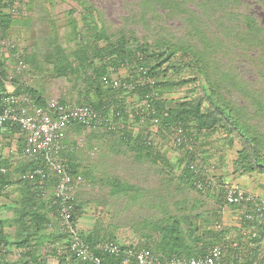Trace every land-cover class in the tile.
Returning a JSON list of instances; mask_svg holds the SVG:
<instances>
[{"label":"rangeland","instance_id":"obj_1","mask_svg":"<svg viewBox=\"0 0 264 264\" xmlns=\"http://www.w3.org/2000/svg\"><path fill=\"white\" fill-rule=\"evenodd\" d=\"M0 1V22L5 16L3 24L7 27L3 33L0 26V89L20 80L24 89L39 92L45 100L87 101L100 83L103 88L111 87L113 78L131 76L132 69L119 67L120 57L113 55L107 60L110 55L104 49L108 42L124 38L128 48H133L140 45L138 40L156 50L160 47L161 51L169 46L176 51L179 67L175 70L170 65L161 75L162 81L173 84L172 90L164 94L181 101L200 99L206 110L210 107L206 95L213 91L220 102L239 115L250 133L263 135L261 142H264V64L261 63L264 60V0ZM55 45L61 47V57ZM23 55L28 59L24 60ZM19 58L25 62L21 71L16 70ZM168 63L171 59L163 65L166 67ZM100 64H106L107 74L98 83L91 75ZM121 96L126 98V130L130 139H124L117 132L90 133L75 128H71L66 138L69 147L64 157L79 166L77 174L73 173L75 204H81L76 214L79 228L83 232L96 229L100 235L112 232L121 244L127 241L141 244L144 240L134 230L144 231L143 225L148 229L150 221L166 212L183 218V230L196 227L192 228L194 236L203 229H216L215 222L221 225L222 215L220 188L200 193L183 180L188 166L185 149L175 145L171 129L163 128L158 117H145L144 122L137 120L135 111L146 109L143 98ZM226 132L216 131L209 135L212 139L204 142V134L198 135L192 152L199 170L218 182L224 180L238 186L231 182V176H242L237 170L233 172V161L243 147V140L236 131L233 138ZM146 133L150 135L145 141L147 147L152 146L151 152L136 155L132 139ZM23 141L20 132L6 129L4 136L0 135V158L9 159L7 168L14 172H19L18 164L26 163L19 151ZM164 149L165 157L154 161L156 152L163 154ZM252 175L242 177L264 185V174ZM112 177L118 178L122 186L128 185V192L122 188L123 191L111 195L109 179ZM21 204L16 187L8 186L0 194V220L4 221L3 231L8 236L6 246L0 249L4 258L13 264L21 259L16 252L21 247L17 248L13 237L16 227L13 217ZM233 209L240 210V215L245 212L243 205ZM48 217L53 225L43 226L41 239L31 238L33 244L39 243L37 238L40 242L51 239L47 233L57 235L56 215ZM58 238L61 242L64 237ZM242 238L227 237V241L229 244L248 241L247 237ZM39 250L44 252L40 246ZM50 256L53 264H60L56 254ZM39 258L48 262V257Z\"/></svg>","mask_w":264,"mask_h":264},{"label":"trees","instance_id":"obj_2","mask_svg":"<svg viewBox=\"0 0 264 264\" xmlns=\"http://www.w3.org/2000/svg\"><path fill=\"white\" fill-rule=\"evenodd\" d=\"M1 2V1H0ZM4 16V15H3ZM5 17V16H4ZM4 17L2 18L0 22L1 31L4 33L7 29V27L3 24L5 22ZM7 18L8 15H6ZM140 45H137L133 48H128L127 41L123 38L117 41L108 42L105 46L104 52L107 51V53L110 55L107 57V60L110 61L113 57H120L119 60V67H123L124 69H132L130 72L131 76L134 77L135 70L139 66H143L146 68L147 75L153 77L155 79V84L152 89H154L157 92V97L146 100V111L148 113H152L151 115H148L147 118H152L154 115L155 117L159 118V122L161 123V126L165 128L166 130H169L172 136L174 135V128L177 126H182L184 129V133L186 134L187 142L177 145V147H181L182 149H185L184 157L187 159L184 173L182 177H184L183 180H185L189 185L192 187H195L193 183L199 178L208 177V175L196 166L197 171L194 172L192 169L189 168V163L194 162V153L189 149L194 147L195 143H197L198 135L204 134V136L210 137L209 135L214 134V132L219 130H226V133H231V138L235 137L234 131L237 132V134L242 138V144L243 149L241 148L238 151L236 159L233 161V172L237 170L238 173L242 175L247 176H253L252 174H264V142H261V137L263 135L259 133L252 134L250 133V129L245 125L239 117V115L233 114L234 111H231L233 109L229 108L227 105H224L216 94L212 91L209 93V95H206L207 101L209 102V108L203 109L202 103L199 100H183L177 98H169L164 93L166 91H170L173 88V84L169 83V80H166L165 82L162 81L161 75L165 74V71H167V67L171 65V68L177 69L179 67V64L177 60L175 59V50H173L172 47L166 46V49L164 51H161V48L159 47L158 50L154 49L152 45L143 44L140 41ZM158 45V44H155ZM55 48L58 52V55L61 57V47L58 45H55ZM141 53L142 57L138 58L137 53ZM100 55L98 50V56ZM197 57V55H196ZM23 59L27 60L28 57L23 55ZM171 59V63H168L166 67L163 65L164 62L169 61ZM199 60H195V65L198 67ZM261 63L264 64V60H261ZM126 64V65H125ZM94 74L91 75L93 79H96V81L102 82L101 77L107 74L106 72V64H100L99 66L95 67ZM129 77V78H130ZM127 77V79H129ZM125 79V78H123ZM15 84V91L19 92L24 89V84H21V81L14 82ZM4 89V88H2ZM151 90V87H138L134 91L126 92L122 89H114L112 87H105L103 88L102 83H100V86L97 87L95 92H92L91 95L89 94L87 97V101H77L81 103H85L90 105L93 109H95L101 118H104L106 120H111L116 123V126L114 129H90L88 132H103L106 131L108 133H115L117 132L119 135L122 134L124 136V139L129 138L128 132H127V114L125 110V101L126 98L122 97L123 94H130V95H136L138 97H144V94L149 93ZM29 91L32 93V95L37 99V102L39 105H44V99L41 96L42 94H39V92H36L35 90L29 89ZM119 96V97H117ZM121 96V97H120ZM257 97H255V100ZM141 110L135 111L136 119L139 121L144 122L140 116ZM117 122L121 123L122 126L117 125ZM72 128L78 129V131L86 130L84 125H77L75 124ZM10 132H20V129L18 125H13L12 127L7 128ZM4 136V133L3 135ZM148 138H150V135L146 133L141 134V136L136 137L133 143L136 145V155L142 156L144 154H150L152 147L146 146V141H148ZM189 138H191V142H189ZM230 138V139H231ZM204 142V141H203ZM233 142V140H232ZM24 144V141H23ZM23 144L20 147L19 151H22L21 148H23ZM152 144V143H151ZM246 145V146H244ZM245 148V149H244ZM156 152V155L154 157V161H156V158L163 159L165 157V149L163 150V154H159ZM65 150H62L60 153L61 158L65 160L64 157ZM65 162V161H64ZM67 162V160H66ZM9 159L2 160L0 158V194L6 187H16L17 190L19 189L20 192V200L22 201L21 206L18 208V211L15 212L13 220L16 224L15 227V234H14V243L17 244V248H24L25 251L19 252L21 255V259H19L17 264H47L46 259L39 258V257H47L50 256V254H56L58 256L59 263L60 264H67L66 257L72 256V264H87V262H84L82 260H79L75 258L71 252L69 251V237L66 234H63L61 232H57V235L55 233H47L50 234L49 236L52 237L51 239H44L40 242V239L44 232H41L43 226H48V224L51 223V218L48 217V215H55L56 213V206L53 203V194L51 193L50 197L45 199L42 195L45 193L46 190H51V188L54 187L55 178L53 175L50 176L48 184L45 186V190L41 191L37 187L36 182L27 180V179H21L19 176L26 172L28 169L31 168L30 162L26 163H20L17 165L16 169L19 172H14L12 169L9 168ZM69 165V168L71 170V173L77 174L78 164L75 163V161L70 159V162H67ZM8 167V168H7ZM6 169L4 172L1 169ZM223 181V180H222ZM259 187L264 191V185L262 183H258ZM128 192L129 186L127 187L122 186L118 178H111L109 179V193L116 194L120 191ZM198 192H204L209 191L210 189L206 190H199L196 188ZM221 194V190L219 192ZM222 195V194H221ZM224 199L223 195L222 198H220V205L219 210L222 209V206L224 207ZM78 205V206H77ZM75 204V197H74V217L76 218V214L78 212V207H81V204L77 203ZM244 205V204H242ZM231 208H241V205H230ZM244 211L249 212L250 206L244 205ZM53 212V213H52ZM218 213V210L216 211ZM51 213V214H50ZM52 217V216H51ZM242 220L245 221L248 224V227L251 228L253 224L257 226V231L254 238H251L253 242H255V246L249 247V244L247 242H237V245L239 247L235 248L229 244L227 241V237H222V234L226 232L225 229H203L202 232H199L197 236L193 235L192 228H196L193 226H190L186 228L185 230L181 227V217L176 214H169L166 212H163L162 216L155 217L154 220L150 221L149 230L150 232H146L148 229L143 225L144 231H140L141 228H137L134 230L137 234L139 233V237L144 240L143 243L137 244L135 242L127 241L124 244H121L118 242V238L115 235H112L111 233H104V235H100V233L97 232L96 229L91 230L89 232H82L80 231L78 233L79 237L85 241L88 242L93 246V251L95 254L100 255L102 257L103 264H121L120 257L110 255L109 253L103 252L101 249L96 247V244L99 242H105V241H113L120 246L121 250L127 249L129 247H135L137 249L139 248H147L151 250L156 255H161L164 258H169L172 256H178V257H196V256H202L207 251L208 248L218 245L222 247L223 254V262H226V251H233L235 254L234 261H232V264H252L254 260L258 258V256L264 252V244L258 243L261 241V238L264 236V231L262 229V226L260 224L252 223L248 219L245 218V214L242 216ZM118 227L117 225H115ZM4 228V221L0 220V247H4L7 244V235L3 231ZM32 229L34 231H32ZM36 233H39L37 235H34ZM60 233V235H58ZM251 233H249L248 237H251ZM34 235V236H33ZM41 237H40V236ZM38 237L37 240L39 243H32V237ZM47 237V235H46ZM56 237V238H55ZM58 237H64L62 238L61 242ZM190 237H197L196 239H191ZM144 238H152L150 241L144 239ZM238 239V238H237ZM236 239V240H237ZM239 241V240H237ZM257 242V243H256ZM244 243V244H243ZM61 244V245H60ZM242 244L244 247H242ZM49 245V246H48ZM65 245V247L62 249L60 246ZM43 247L45 248V254L40 253L39 250ZM20 248V249H21ZM33 249V250H32ZM0 264H13V262H8L4 258L3 250L0 249ZM32 255V256H31ZM24 257V259H23ZM29 257V259H26ZM33 260H32V259ZM44 259V260H43Z\"/></svg>","mask_w":264,"mask_h":264},{"label":"built area","instance_id":"obj_3","mask_svg":"<svg viewBox=\"0 0 264 264\" xmlns=\"http://www.w3.org/2000/svg\"><path fill=\"white\" fill-rule=\"evenodd\" d=\"M137 56L141 58L142 55L137 53ZM24 68L25 63L19 58L16 70L21 71ZM135 72L134 77L129 79L113 78L111 87L130 92L138 87L150 88L154 85V79L147 75L143 66H139ZM155 96L154 91L144 94V102L155 98ZM75 124L84 125L87 130L115 128V122L101 118L95 109L85 103L46 99L44 105H39L37 99L27 92L17 93L10 87L0 92V127L5 125L20 127L25 138L22 148L24 162L31 164V168L23 172L19 178L36 182L37 187L44 191L50 176H54L53 203L56 205L57 217L63 230L71 237L69 251L75 258L87 262V264H103L102 257L94 253L93 246L79 237L72 219L75 180L69 165L64 162L60 153L68 146L64 141L66 130ZM117 124L122 126L119 122ZM173 142L176 145L187 142L182 126L174 128ZM189 142H191L190 139ZM189 149L193 150L191 146ZM189 168L194 172L197 171L193 161L189 163ZM1 170L4 172L6 169L2 168ZM194 185L199 190H211L219 187L223 195L224 206L249 205L250 211L244 212L245 218L252 223L260 224L264 231V194L256 195L229 182H218L212 176H202L195 181ZM221 227L219 223H215L216 229H221ZM251 229L253 231L251 237L248 238L249 247L255 246V242L251 238H254L257 226L253 224ZM258 243L264 244V236ZM120 246L113 241L96 244V247L103 252L119 256L121 264H232L223 262L224 253L222 247L218 245L208 248V251L202 256H172L169 258L156 255L147 248L129 247L121 250ZM232 246L239 247L235 244ZM71 258L72 256L66 257L67 264H72Z\"/></svg>","mask_w":264,"mask_h":264},{"label":"crops","instance_id":"obj_4","mask_svg":"<svg viewBox=\"0 0 264 264\" xmlns=\"http://www.w3.org/2000/svg\"><path fill=\"white\" fill-rule=\"evenodd\" d=\"M68 133H69V131H68ZM203 138L204 139L202 141L212 139L211 137H207V136H205ZM242 176L241 177L238 176L240 178H235L234 175L231 176V179H232L231 182L238 184V186L240 188L244 189L247 192L254 193L256 195H263L262 194L263 190H260V187L256 182L249 181L247 176H244V177H242ZM50 191L51 190H46L42 196L45 199L49 198L51 195ZM239 212H240V210L233 209L229 206H224L222 208V210H221L222 215H220L219 221L222 225V228L226 230V232H224V234H222V237H243L242 240H244L247 237V239H248L249 233L252 232L253 230L248 227V224L245 221L242 220V217H241L242 215H240L241 212L240 213ZM48 216L51 217L52 214L48 215ZM221 218H222V220H221ZM49 225H51V224H49ZM79 229H81V228H79ZM49 231H52V229H50ZM237 242H241V241H233L230 243V245L231 246L234 244L237 245ZM12 250H13V248H12ZM43 250H44V252H42V253L45 254L46 251H45L44 247H43ZM18 251L19 250L17 249L16 252L18 253ZM225 254H226V262L232 263V261H234V257H235L234 252L233 251H226ZM13 257H14V255H13ZM47 257H48L47 264H53L54 261L51 258V256H47ZM8 258H9V260H11L10 257H8ZM252 264H264V252L261 253L258 256V258L256 260H254V262Z\"/></svg>","mask_w":264,"mask_h":264},{"label":"clouds","instance_id":"obj_5","mask_svg":"<svg viewBox=\"0 0 264 264\" xmlns=\"http://www.w3.org/2000/svg\"><path fill=\"white\" fill-rule=\"evenodd\" d=\"M139 53V52H138ZM141 54V53H140ZM142 57V56H141ZM23 60V59H22ZM24 61V60H23ZM25 63V62H24ZM144 69H146L145 67H143ZM136 71V70H135ZM136 73V72H135ZM129 78V77H128ZM153 78V77H152ZM121 79H123V78H121ZM125 79H127V78H125ZM154 79V78H153ZM154 81H155V79H154ZM155 84V83H154ZM8 87H10V88H13L14 89V91H15V84H13V83H11L10 85H6V86H4V89H0V92H3V91H5ZM154 87V85L151 87V90L149 91V92H152V91H154L155 93H156V96H155V98L157 97V92L154 90V89H152ZM16 92V91H15ZM22 93V92H27L28 94H30L33 98H35L33 95H32V93L30 92V91H27V90H22V91H19V92H17V93ZM45 100V99H44ZM60 101H63V100H60ZM64 102V101H63ZM68 102V101H67ZM71 103H72V101H71ZM77 103H79V102H77ZM81 103V102H80ZM143 103H145L144 102V99H143ZM140 117L143 119V120H146L145 119V117H147L148 115H151V113H148L146 110H141V112H140ZM153 118H155V115L153 116ZM117 125H119V124H117ZM74 126V125H73ZM72 126V127H73ZM115 126H116V123H115ZM8 127H12V126H9V125H5V126H3L2 128L0 127V135H3V133L5 132V130L8 128ZM19 127V126H18ZM72 127H70V128H68L67 130H66V136H65V143H66V138H67V135H68V131H70L71 130V128ZM117 127V126H116ZM121 127V126H120ZM19 129H20V127H19ZM99 129H107V128H99ZM114 129V128H113ZM87 130V129H86ZM96 130V129H95ZM109 130V129H108ZM112 130V129H111ZM87 131H89V130H87ZM20 133L22 134V132H21V130H20ZM23 135V134H22ZM23 137H24V135H23ZM190 140H192L191 138H189ZM24 144H25V138H24ZM24 144H23V146H24ZM67 144V143H66ZM68 145V144H67ZM176 145V144H175ZM69 146H67V148H68ZM96 147V146H95ZM95 147H93L92 148V150L95 148ZM67 148H65V149H67ZM97 148V147H96ZM64 149V150H65ZM91 152V151H90ZM90 152H89V154H90ZM21 153H22V151H21ZM65 162H66V160H65ZM67 163V162H66ZM224 181V180H223ZM54 190V187L53 188H51V193L53 194V191ZM73 197H74V193H73ZM56 206V205H55ZM74 200H73V214H74ZM56 211V210H55ZM72 214V219H73V222H74V226L76 227V229H77V232L79 233L80 231H82L83 232V230H80L79 229V227H78V220H77V218H75L74 217V215ZM55 215H56V221H57V223H58V230H59V232H61V233H63V234H66V235H68V237H69V242H70V240H71V237L69 236V234L67 233V232H65L64 230H63V228H62V226H61V224H60V221H59V219H58V217H57V211H56V213H55ZM217 222V221H216ZM215 222V223H216ZM217 223H219V222H217ZM51 225H53V223L51 222L50 223ZM215 226V225H214ZM222 228V227H221ZM249 238V237H248ZM248 241H249V239H248ZM248 241H247V243H248ZM70 245V244H69ZM60 246V245H59ZM62 249L65 247V245L62 247V246H60ZM19 251H18V253L19 252H21V250L20 249H18ZM1 253V252H0Z\"/></svg>","mask_w":264,"mask_h":264}]
</instances>
